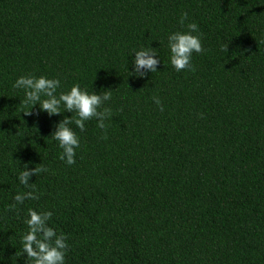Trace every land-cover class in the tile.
<instances>
[{"label": "trees", "instance_id": "obj_1", "mask_svg": "<svg viewBox=\"0 0 264 264\" xmlns=\"http://www.w3.org/2000/svg\"><path fill=\"white\" fill-rule=\"evenodd\" d=\"M183 12L203 34L195 71L170 62ZM142 47L157 71L130 75ZM29 74L110 89L107 139L73 123L61 160L51 135L75 113L20 103ZM25 164L48 169L29 179L39 199L9 211ZM29 208L53 213L65 264H264V0H0V264H30Z\"/></svg>", "mask_w": 264, "mask_h": 264}, {"label": "clouds", "instance_id": "obj_2", "mask_svg": "<svg viewBox=\"0 0 264 264\" xmlns=\"http://www.w3.org/2000/svg\"><path fill=\"white\" fill-rule=\"evenodd\" d=\"M188 19V13L183 12L180 18L183 31H175L167 36L168 48L170 49V62L176 71L185 69L195 71L192 65L193 53H202V33H200L197 23L190 22L185 25ZM222 51H228V45L222 47ZM134 72L130 75L144 77L148 71L152 73L157 71V65L160 63L156 48H140L135 51ZM61 86L58 78H48L44 75L39 77L29 74L20 76L13 87L23 89L25 99L20 103L25 106L31 104V109L39 103L40 109L46 111L49 116L62 113L64 111L75 113V116H65L56 126L52 133V138L58 141L59 147L63 150L60 159L68 165L74 164L76 149L80 147V138L77 132L71 127L74 123L76 127L83 132L85 122L93 118L97 120V127L104 130L102 139H107V127L105 123L113 117L112 109L105 107V103L112 98L110 89L96 93L89 92L87 88H82L79 83H74L69 91L60 92L57 90ZM153 102L164 110L163 104L158 96H153ZM31 109L25 111L26 115H31ZM63 111V112H64ZM48 169L41 164L29 169L28 164L23 166L19 173V181L30 190L27 192H18L13 203L8 206L9 211L16 210L17 204H23L25 200H38L39 195L34 183L29 179L32 175H40L47 172ZM53 213L51 211H37L28 209V219L25 223L28 226L27 232L22 236L23 253L27 254L30 264H65V255L69 249L67 236L64 233L57 234L56 230L49 226Z\"/></svg>", "mask_w": 264, "mask_h": 264}]
</instances>
